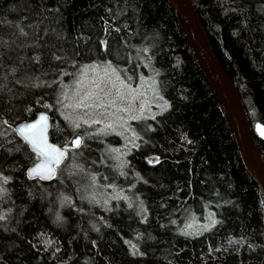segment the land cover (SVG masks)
<instances>
[{
    "label": "trees",
    "instance_id": "16d2710c",
    "mask_svg": "<svg viewBox=\"0 0 264 264\" xmlns=\"http://www.w3.org/2000/svg\"><path fill=\"white\" fill-rule=\"evenodd\" d=\"M192 1L264 123V0ZM105 61L152 73L167 102L121 154L114 133L67 146L63 84ZM41 110L69 149L48 181L27 176L37 156L13 129ZM0 186V264H258L264 247L263 195L167 0H0Z\"/></svg>",
    "mask_w": 264,
    "mask_h": 264
},
{
    "label": "rangeland",
    "instance_id": "374dc122",
    "mask_svg": "<svg viewBox=\"0 0 264 264\" xmlns=\"http://www.w3.org/2000/svg\"><path fill=\"white\" fill-rule=\"evenodd\" d=\"M87 65L93 67H85ZM139 72L134 74L131 70H123L106 61L91 62L83 66L78 77L64 83L63 114L72 125L75 122L81 124L80 128H73L72 136L77 133L85 138L94 134L101 136L109 133L118 134L121 139V145L117 146L118 153L121 154L120 150L125 151L130 146L134 133L132 121L154 116L167 106V102L160 95L156 76L152 73ZM117 89L120 90L122 98L121 95H117ZM81 100L84 103L77 107ZM93 120H99L100 123L92 124ZM85 121L88 123H84ZM109 124L112 127H105ZM67 146H70V141ZM113 149L116 150V147ZM117 194L115 190L109 189L101 192V196L106 198Z\"/></svg>",
    "mask_w": 264,
    "mask_h": 264
},
{
    "label": "water",
    "instance_id": "95a60500",
    "mask_svg": "<svg viewBox=\"0 0 264 264\" xmlns=\"http://www.w3.org/2000/svg\"><path fill=\"white\" fill-rule=\"evenodd\" d=\"M167 3L191 48V51L203 76L220 102L224 115L233 134L241 162L248 174L259 186L264 198V159L255 139V136L260 139H264V123L259 120H256L253 123L250 122L245 106L237 89L231 81L228 73L217 60L212 50L209 39L193 1L167 0ZM42 114L48 117L47 129L45 133L48 143L56 145V147L59 149L66 148L65 146H62L50 139L48 134L50 120L48 113L43 110L38 111L35 117L31 119L21 120L14 123V131L21 124L35 122ZM77 135L81 137L80 134H75L71 137L70 143ZM18 136L22 138L20 135ZM28 147L37 156V158L26 168V174L28 177L36 176L43 181L50 180L53 175L49 176L46 172L30 175L29 170L34 168L37 164L43 163L45 164L46 168L53 167L56 171V168L63 162L67 155L66 152L65 157L58 165L47 164L45 163V158L39 157L37 151L34 148L30 147L29 145ZM258 264H264V247Z\"/></svg>",
    "mask_w": 264,
    "mask_h": 264
},
{
    "label": "snow or ice",
    "instance_id": "6c2138e0",
    "mask_svg": "<svg viewBox=\"0 0 264 264\" xmlns=\"http://www.w3.org/2000/svg\"><path fill=\"white\" fill-rule=\"evenodd\" d=\"M23 29H21V32ZM59 59V57H57ZM85 67H93L91 65H87ZM113 72H115V69H113ZM117 79H119V76H117ZM91 95V94H89ZM117 95H121L120 90L117 89ZM87 98V97H86ZM84 101L81 100L76 106L79 107L80 104H83ZM114 103V101L112 102ZM69 105H66L68 107ZM47 107V105L45 106ZM88 107H91V105H88ZM133 119H136V117H133ZM47 121L48 117L46 115H40L39 118L32 123H25L21 124L18 128L15 129L18 135H20L26 144H28L30 147L34 148L39 157L45 158V163L52 164V165H58L61 163L62 159L65 157L66 152L69 151L68 148L59 149L54 144H49L48 139L46 136V129H47ZM6 123V122H5ZM84 123H88L85 121ZM92 124L100 123L99 120H93L91 122ZM74 128H80L81 124L79 122H75L73 124ZM105 127H112V125H106ZM103 131V130H101ZM83 144V139L80 136H75V138L71 141L72 148H80ZM30 175L31 174H41L46 172L49 176L55 175V168L53 167H45V164H37L34 168L29 170ZM93 181L95 182V177H92ZM8 178L3 177V182L7 183ZM6 190L0 186V193L5 192ZM59 219V217H57ZM5 217L0 215V220H4ZM213 224L216 223V221H212ZM207 227V226H205ZM135 247V246H133Z\"/></svg>",
    "mask_w": 264,
    "mask_h": 264
}]
</instances>
